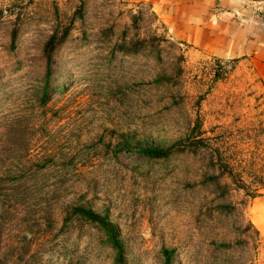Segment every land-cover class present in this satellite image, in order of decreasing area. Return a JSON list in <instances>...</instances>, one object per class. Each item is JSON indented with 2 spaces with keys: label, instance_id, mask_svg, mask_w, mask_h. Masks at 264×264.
Returning <instances> with one entry per match:
<instances>
[{
  "label": "rangeland",
  "instance_id": "rangeland-1",
  "mask_svg": "<svg viewBox=\"0 0 264 264\" xmlns=\"http://www.w3.org/2000/svg\"><path fill=\"white\" fill-rule=\"evenodd\" d=\"M264 76L147 3L0 0V264H264Z\"/></svg>",
  "mask_w": 264,
  "mask_h": 264
},
{
  "label": "crops",
  "instance_id": "crops-1",
  "mask_svg": "<svg viewBox=\"0 0 264 264\" xmlns=\"http://www.w3.org/2000/svg\"><path fill=\"white\" fill-rule=\"evenodd\" d=\"M147 3L169 34L219 58L248 59L264 76V0H125ZM251 222L264 234V191L251 207Z\"/></svg>",
  "mask_w": 264,
  "mask_h": 264
},
{
  "label": "built area",
  "instance_id": "built-area-1",
  "mask_svg": "<svg viewBox=\"0 0 264 264\" xmlns=\"http://www.w3.org/2000/svg\"><path fill=\"white\" fill-rule=\"evenodd\" d=\"M260 9L264 12V3H261V8Z\"/></svg>",
  "mask_w": 264,
  "mask_h": 264
}]
</instances>
